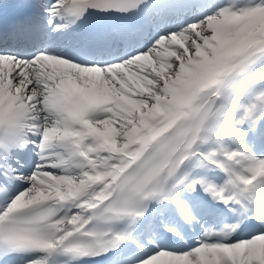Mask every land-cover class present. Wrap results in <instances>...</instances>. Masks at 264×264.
I'll use <instances>...</instances> for the list:
<instances>
[{
	"label": "snow or ice",
	"instance_id": "6c2138e0",
	"mask_svg": "<svg viewBox=\"0 0 264 264\" xmlns=\"http://www.w3.org/2000/svg\"><path fill=\"white\" fill-rule=\"evenodd\" d=\"M0 264H264V0H0Z\"/></svg>",
	"mask_w": 264,
	"mask_h": 264
}]
</instances>
